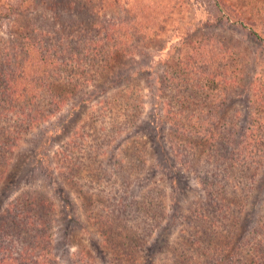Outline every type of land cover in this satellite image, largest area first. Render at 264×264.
<instances>
[{
    "label": "rangeland",
    "instance_id": "rangeland-1",
    "mask_svg": "<svg viewBox=\"0 0 264 264\" xmlns=\"http://www.w3.org/2000/svg\"><path fill=\"white\" fill-rule=\"evenodd\" d=\"M26 35L67 65L54 79L65 84L58 97L74 84L105 85L87 95L73 90L53 116L21 135L7 155L13 160L0 184V212L29 191L48 197L57 264H223L227 244L242 251L234 264L258 261L264 0H0V67L8 63L7 48ZM117 49L121 54L112 57ZM107 67L112 74H103ZM138 68L146 75H135ZM218 69L235 83L206 84ZM177 71L196 77V105L190 96L178 101L177 85H163V73ZM215 97L224 101L220 107ZM164 98L170 108L163 113ZM183 106L210 118L211 131L234 133L238 150L250 155L254 147L252 156L230 170L226 161L209 160L200 138L176 134L166 121ZM13 126L7 119L0 131ZM229 151L222 148L225 156Z\"/></svg>",
    "mask_w": 264,
    "mask_h": 264
},
{
    "label": "trees",
    "instance_id": "trees-1",
    "mask_svg": "<svg viewBox=\"0 0 264 264\" xmlns=\"http://www.w3.org/2000/svg\"><path fill=\"white\" fill-rule=\"evenodd\" d=\"M234 20L242 23L240 17H236ZM18 40L22 43L5 49L8 53H4L2 57L9 64L0 67V123L5 124L7 119L14 121L13 127L0 131V184L4 181L13 160L7 155H10L14 150L21 135L53 116L61 104L66 102L64 98L70 96L73 90H81L83 94L87 95L94 87H97L95 85H99L93 83L89 85V82L85 86L74 84L72 91H66V96L58 97L57 88L63 87L65 84L63 86L62 84L56 85L54 79L61 77L60 75L63 73H67V65L56 63L55 51H51L54 54L48 56L50 50L41 44L43 41H38L37 38L30 40L27 35ZM59 44H61V40ZM30 49L33 50V53H30ZM51 49L53 50L52 47ZM119 51L120 49H117L112 57L121 54ZM21 52L23 55L20 56ZM18 59H20V63H16ZM10 61L11 63L14 62L15 66H11ZM112 70V68L107 67L103 74L110 75ZM146 72L145 69L138 68L134 74L142 76L146 75ZM129 76L130 74L126 73L125 77L129 78ZM207 76L206 84L215 86L216 81L218 87H229L235 83L236 78L229 71H221L220 69L212 70ZM65 77L66 83L68 82L67 84L70 86L72 77L69 75ZM161 78L164 80L163 85L167 82L177 85L175 88L178 95L180 94L178 101L185 103L182 98L186 99L187 96H190L192 99L190 104L196 105L195 90L199 85L191 71L187 74L177 71L169 74V76L164 72ZM104 85H99L98 88ZM166 86L170 87L169 85ZM186 88L191 90L187 93ZM160 92L165 97V93L162 90ZM214 101L217 102L215 107H220L224 103L222 99L218 100L216 97ZM167 102L165 98L162 100L163 113L165 107L170 108ZM183 108L184 106L176 112L169 111L168 114H165L166 121L175 129L176 134L181 133V136L188 135L190 138H200L208 146L203 147L205 148L204 152L209 156V160L215 158L214 162L226 161L230 165L228 168L230 170L239 165L238 161L241 156H252L254 147L251 148L250 155L246 150L241 151L236 148L239 144L233 140L234 133L231 131H211L212 128L205 126L211 120L210 118L202 119L200 113L197 112L185 113ZM252 116L253 114L248 116L249 128L255 121ZM23 124L26 125L25 129L22 128ZM222 148L230 149L228 155L225 156L222 153ZM256 156L258 161L255 163V173L262 165L260 160L264 159V156L260 157L259 154ZM209 175L213 176L212 173ZM26 195L6 205L0 212V264H57L50 256L55 213L54 204L44 194H39L35 190L29 191ZM255 232V229L247 231L248 236L244 241L246 244H248L247 238L251 235L255 236ZM258 245L261 246L260 243ZM261 247H263L262 250L255 257L258 261H251L248 264H264V241ZM251 250L253 252L255 248ZM240 252L242 253L237 247L233 248L229 244L224 245L222 258L225 263L223 264H227L229 261L234 264V257L240 255ZM235 260L238 261V264L240 263L239 259ZM211 264H222V260L215 259Z\"/></svg>",
    "mask_w": 264,
    "mask_h": 264
}]
</instances>
